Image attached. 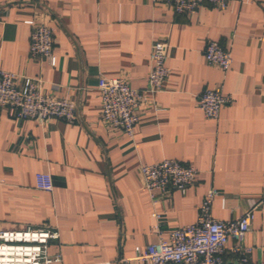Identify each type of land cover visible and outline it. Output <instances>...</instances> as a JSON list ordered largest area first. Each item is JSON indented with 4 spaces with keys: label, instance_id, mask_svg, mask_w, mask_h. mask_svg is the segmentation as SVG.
<instances>
[{
    "label": "crops",
    "instance_id": "0c3cea01",
    "mask_svg": "<svg viewBox=\"0 0 264 264\" xmlns=\"http://www.w3.org/2000/svg\"><path fill=\"white\" fill-rule=\"evenodd\" d=\"M31 20L54 31V67L29 56ZM263 30L264 0H232L222 11L203 4L185 16L153 0H0V69L15 74L17 86L39 79L43 94L69 100L78 115L76 124H39L0 108V230H56L49 252L61 264H122L158 234L194 223L213 188L217 220L260 202L245 243L252 261L264 262ZM161 40L169 77L147 94L132 138L104 126L99 78L144 90ZM208 42L231 53L228 72L206 63ZM212 88L231 99L216 121L197 107ZM166 159L193 167L195 185L158 193L152 204L139 168ZM41 173L51 177L50 192L35 186Z\"/></svg>",
    "mask_w": 264,
    "mask_h": 264
},
{
    "label": "built area",
    "instance_id": "2783aa9c",
    "mask_svg": "<svg viewBox=\"0 0 264 264\" xmlns=\"http://www.w3.org/2000/svg\"><path fill=\"white\" fill-rule=\"evenodd\" d=\"M232 0H153L171 8L175 14L185 16L194 14L203 4L218 10H225ZM31 28L29 36V56L33 60L46 61L56 65L53 55L54 31L37 20L28 21ZM264 39V30L261 34ZM204 59L226 73L232 65L231 53L216 42H208L204 49ZM150 71L147 87L140 91L131 88L123 78H99L97 90L100 96V121L110 129H120L132 138L139 123V109L147 102V94L159 92L169 77L166 66L167 43L157 41L150 52ZM16 75L0 69V108L7 109L11 118L20 121L32 120L46 124L59 120L76 124L78 115L74 103L66 99L45 95L40 90V80L24 78L21 86L15 83ZM231 103L229 96L220 88L205 89L197 98V107L204 117L218 120L222 107ZM142 187L155 204L156 194L171 191L182 192L195 185L197 171L176 160L166 159L156 164L142 165L139 168ZM38 190L50 192L52 181L49 174L35 176ZM218 192L209 188L199 207L194 223L168 232L158 234L156 242L149 244L143 253L132 259L122 260V264L141 261L145 264H264L253 262V248L246 245L245 238L250 232L254 212L260 202H250L237 219L217 220L212 216V205ZM152 217L157 221L160 216ZM157 232L156 227L152 228ZM59 234L46 226L25 228L23 230H0V264H61L60 254H52L49 247L57 243Z\"/></svg>",
    "mask_w": 264,
    "mask_h": 264
}]
</instances>
